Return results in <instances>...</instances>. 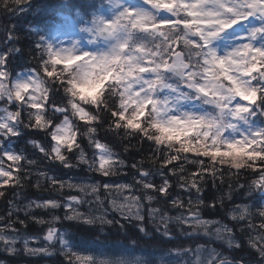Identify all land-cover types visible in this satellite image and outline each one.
<instances>
[{"label": "snow or ice", "instance_id": "1", "mask_svg": "<svg viewBox=\"0 0 264 264\" xmlns=\"http://www.w3.org/2000/svg\"><path fill=\"white\" fill-rule=\"evenodd\" d=\"M58 7L76 18L23 22ZM0 8L19 21L0 25V197L9 189L14 197L0 216V250L17 255L21 244L60 264H264V0H0ZM101 131L124 153L147 155L128 164ZM56 164L85 175L62 179L48 167ZM127 168L131 182L114 179ZM42 183L55 195L21 191ZM225 208L231 223L203 216ZM29 220L47 225L41 246L21 232ZM113 228L123 242L109 248ZM181 236L191 243H176Z\"/></svg>", "mask_w": 264, "mask_h": 264}, {"label": "trees", "instance_id": "2", "mask_svg": "<svg viewBox=\"0 0 264 264\" xmlns=\"http://www.w3.org/2000/svg\"><path fill=\"white\" fill-rule=\"evenodd\" d=\"M73 1H76V0H73ZM37 2H39V3H53V2L62 3L60 0H37ZM56 12H63L64 14H70L66 9L58 7L55 11L43 10L36 17H33L31 14H29L28 16L24 17V21L23 22L24 23H31V24H33L36 27H44L45 22L48 19L56 18L57 23H60L62 21L58 17H56ZM18 22L19 21H16V20L9 21L8 17L3 13L2 8H0V25L9 24V23H18ZM19 31H20V34L23 36L24 35V29L21 28ZM3 36L4 35L2 33H0V38L3 37ZM61 39H62V37H61ZM28 43H29V40H28V38L26 36H25V38H23L20 41H18V45L20 47H26L28 45ZM26 55L27 54L25 53V56ZM17 59H19V57H17ZM57 119H59V117H57ZM99 136H100V139H102L105 142L113 145L114 148H115V151L119 152L124 157V159L128 162V164H131L134 159L135 160H139L141 154H143L145 156L147 155L146 151L143 152V153H137L135 151H131L130 153H124L123 152V148L121 147L118 139L114 138L111 134H107L106 135L104 131H101L99 133ZM28 137L35 138V139H43L42 134H39V133H29ZM28 137H26V138H28ZM124 143L127 144L128 141L125 140ZM23 144H24V141L22 139L18 143H14L13 146L16 147L17 149H19L21 146H23ZM84 144H85V147L87 148V142L86 141H84ZM131 144H133V145L136 144V140H132ZM147 148H148V145L145 144L144 145V149L146 150ZM87 150H88V152L91 151V149H87ZM26 151L30 155H32L33 158L39 159L41 161V164L45 163L43 161L42 157H40L38 153H35L34 150L31 147H27ZM48 167L51 169V171L56 176H58V177H60L62 179H67L70 176L80 177V176H84L85 175L81 171L70 172L67 169H64V168L60 167L58 164L49 165ZM144 167H149V165L145 164ZM125 171H127L129 173V175L132 172L131 168H127V169H125ZM129 175L128 176L117 177L115 179H117V180H119V179H128V178H130ZM157 178H158V180L156 182L159 183V177H157ZM31 179H32V182H35L36 176L33 175V177ZM95 179L100 180L102 178L97 175L95 177ZM47 188H48V186L46 184L42 183L41 189L40 190H36L33 187H31V185L29 184L25 189H22L21 191L24 192L25 197H27L28 199L47 198L49 195H55V194L51 193L50 191L46 190ZM172 191H173L174 194L177 193V189L175 188V186L173 187ZM67 194H69V193H68V191L66 189L65 190V195H67ZM71 194H75V193H71ZM179 194L180 195H185L183 192H180ZM212 194H213V189H212V186H211V182H209V185L206 187V190L204 192V196H205V198H208ZM216 194L220 195L222 193H216ZM55 198L59 199L60 197L58 195H56ZM13 199H14V197H13V190L12 189L8 190V193H7V195L5 197H0V216H4V215L7 214V211H8V208H9V203L8 202L10 200H13ZM237 202H239V200H237ZM16 203H18L21 206H23L24 201L20 200V199H17ZM226 210L227 209L225 208L224 211H221V210L218 209L215 212H211V211L205 209L203 211V216L207 217V218H222L224 220H228L226 215H225ZM33 214L38 216V217H44L45 220L50 219L49 213H47V212H45L44 210H41V209H34ZM58 214L62 215V212L58 213ZM13 218H15V217H13ZM20 218L21 219H25V217L23 216L22 212L20 214ZM121 222H123V221H121ZM56 226L59 227V225H56ZM16 227L17 228H21V226L19 224H17ZM65 227H68L66 222H65ZM46 228H47V225L34 224V223L31 222V220H29L27 228L26 229H21V232L22 233L23 232H27L29 235H38V234H42V233L46 232ZM70 230L71 231H76L75 228H71ZM129 230L133 231L131 226H129ZM108 238H113V239H117V238L120 239L121 238V239H123V236L122 235H117L116 234V229L113 228V229H111V235ZM198 242H204V240L200 239V240H198ZM176 243H179L181 245H187V244L191 243V241H189L187 238L181 236V237L178 238V241ZM172 246H174V245H169V247H172ZM242 249L234 251V252H231V253H229V251H228V253H229L230 256H234V257L239 258L242 254L247 252V248H245L246 249L245 252L242 251ZM4 255H5V253H3L2 250H0V258H2ZM17 256L18 255L8 256V257L12 258V257H17ZM47 258L56 260L57 261L56 263H60V261H61V257L60 256H55V257L48 256ZM42 259H43V257L35 256V257H31L30 259H27V260H29L30 262H31V260H33V262H39Z\"/></svg>", "mask_w": 264, "mask_h": 264}, {"label": "rangeland", "instance_id": "3", "mask_svg": "<svg viewBox=\"0 0 264 264\" xmlns=\"http://www.w3.org/2000/svg\"><path fill=\"white\" fill-rule=\"evenodd\" d=\"M60 1L63 3V0H60ZM67 2L69 4H71V3H75L76 1L67 0ZM70 15L72 16L73 19H75L76 18L75 17V10H72L70 12ZM5 38H6L5 36L1 37L0 38V42H2ZM62 39H64L65 41H67V37H62ZM85 43H86V41H85ZM223 44H224V42H221V45H220L221 46V49H223ZM2 49H3V44L0 43V50H2ZM91 151L89 152V155H91ZM129 177H130L129 179H122V180L127 181V182H131V175ZM101 195H103V193H101ZM61 212L63 214V210L62 209L60 210L59 213H61ZM205 218H207V217H205ZM218 219H222V218H218ZM224 222L225 223H231L229 220H224ZM5 223H6V221H5ZM256 223H259V220H257ZM44 234H45V232L42 233V234L33 235V236H40L41 239H40L39 242L33 241L32 244H31V246H33V247L41 246L44 243V241L42 239V237H43ZM108 240H109V243H108L107 247H109V248L115 247V244L113 243L115 241H121V242H123V239H121V238L120 239L119 238H117V239L108 238ZM199 243H205V241L204 242H199ZM215 246L217 248L222 249L226 254H229L228 253L229 250L226 247H224L223 245L216 244ZM17 247L21 249L20 253L17 254L18 255L17 257L10 258L8 256H14V255H11V254H8V253L2 251L3 253H5V255L2 258H0V262H4V264H60V263H56L57 262L56 260L49 259V258H47L48 256H43V255H39L40 257H43V259L40 260L39 262H33V260H31V262H30L27 259H30L31 256H27V255H25L23 253L22 245L21 244H17ZM245 248H247V247H244L242 249V251H245L246 250Z\"/></svg>", "mask_w": 264, "mask_h": 264}, {"label": "flooded vegetation", "instance_id": "4", "mask_svg": "<svg viewBox=\"0 0 264 264\" xmlns=\"http://www.w3.org/2000/svg\"><path fill=\"white\" fill-rule=\"evenodd\" d=\"M158 180V178H156V181ZM248 253V257L251 258V259H254L255 258V253L250 251L248 248H247V252Z\"/></svg>", "mask_w": 264, "mask_h": 264}, {"label": "bare ground", "instance_id": "5", "mask_svg": "<svg viewBox=\"0 0 264 264\" xmlns=\"http://www.w3.org/2000/svg\"><path fill=\"white\" fill-rule=\"evenodd\" d=\"M114 179H115V178H114ZM241 249H242V248H241ZM244 252H245V251H244ZM244 252H243V253H244Z\"/></svg>", "mask_w": 264, "mask_h": 264}]
</instances>
